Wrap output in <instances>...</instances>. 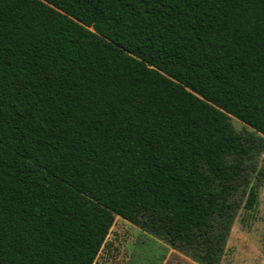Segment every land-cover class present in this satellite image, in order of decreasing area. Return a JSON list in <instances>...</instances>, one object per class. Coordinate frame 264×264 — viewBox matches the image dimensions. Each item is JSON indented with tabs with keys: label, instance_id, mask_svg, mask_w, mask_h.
I'll use <instances>...</instances> for the list:
<instances>
[{
	"label": "trees",
	"instance_id": "trees-1",
	"mask_svg": "<svg viewBox=\"0 0 264 264\" xmlns=\"http://www.w3.org/2000/svg\"><path fill=\"white\" fill-rule=\"evenodd\" d=\"M264 0H0V264H93L116 217L220 264L264 182Z\"/></svg>",
	"mask_w": 264,
	"mask_h": 264
},
{
	"label": "rangeland",
	"instance_id": "rangeland-1",
	"mask_svg": "<svg viewBox=\"0 0 264 264\" xmlns=\"http://www.w3.org/2000/svg\"><path fill=\"white\" fill-rule=\"evenodd\" d=\"M234 131L252 138L255 149L253 161L262 167L264 149L259 135L246 125L230 117ZM255 208L239 210L228 233L220 264H264V182L258 186ZM93 264H196L165 243L142 232L138 227L115 218Z\"/></svg>",
	"mask_w": 264,
	"mask_h": 264
}]
</instances>
